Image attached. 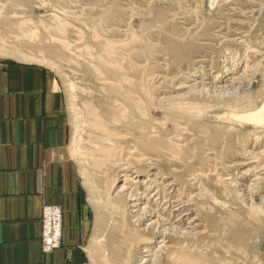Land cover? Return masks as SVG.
Returning <instances> with one entry per match:
<instances>
[{"label": "rangeland", "instance_id": "374dc122", "mask_svg": "<svg viewBox=\"0 0 264 264\" xmlns=\"http://www.w3.org/2000/svg\"><path fill=\"white\" fill-rule=\"evenodd\" d=\"M0 27V45L10 53L0 62L37 63L26 56L59 68L37 64L56 78L68 133L62 159L81 181L82 264H139L144 257L147 264H264V124L240 119L264 106V0H0ZM108 43L111 58L103 51ZM98 54L118 59L114 70L142 86L137 95L149 126L168 123L162 146L181 145L163 156L159 167L168 174L157 179L166 187L180 179L169 196L190 204L179 211L149 210L143 200L142 211L129 207L117 220L105 193L119 191L122 171L104 178L90 160L78 164L69 155L72 95L78 107L89 94L95 98L89 65ZM68 82L76 84L72 93ZM196 173L200 183H190ZM149 175L132 186L144 190Z\"/></svg>", "mask_w": 264, "mask_h": 264}, {"label": "crops", "instance_id": "0c3cea01", "mask_svg": "<svg viewBox=\"0 0 264 264\" xmlns=\"http://www.w3.org/2000/svg\"><path fill=\"white\" fill-rule=\"evenodd\" d=\"M67 138L56 78L37 64L0 62V264H82L86 217L78 173L62 159ZM45 205L63 210L52 252L42 249Z\"/></svg>", "mask_w": 264, "mask_h": 264}, {"label": "bare ground", "instance_id": "6f19581e", "mask_svg": "<svg viewBox=\"0 0 264 264\" xmlns=\"http://www.w3.org/2000/svg\"><path fill=\"white\" fill-rule=\"evenodd\" d=\"M111 46L112 44L108 43L105 50H103L104 53L106 52L107 57L110 58L113 57L115 52L111 51V49H114ZM6 49L7 48H4V46L0 45V56L6 57L8 55L9 52H5ZM118 52L121 53L122 51ZM100 55L101 56H99V54L95 56L98 62H96L97 60L93 61L92 63L90 62L91 64L88 62L90 64L89 68H91L95 73V80L93 82V86L96 89L95 98L93 97L94 95L91 92H88L92 95H86L87 99L85 97L83 105H80V107H78L75 103L77 94L74 96L72 95V102H74L73 107L76 113V125L75 131L71 135L69 155L78 164H83L90 160L91 163L96 166L97 170L99 169L102 171V175H104V178L112 170L117 169V171H122L121 177H125V179L119 191L115 195H113V192L110 193L109 187L107 186V193H105L107 200L110 201L108 202V211L110 214H116L117 220H120V218L118 217L121 216V211L125 210L126 212H130L128 211L129 207L133 208V212L136 213L142 211V208L140 206L143 200H146L145 206H147L148 209L152 208L151 205L157 204L165 208L166 206H169L173 211H179L181 209V205L186 206L190 204V202H188L187 200L186 202L181 199L174 200V198H170L169 196L172 192H174L175 185H177L176 182L180 179H172L174 182L170 180V183L168 184L165 181L167 187L164 186L163 183H158L157 179L158 176H160L159 174H168V168L163 169L162 167H159V164H163V160H161L163 159V156L168 154L171 156L172 153V155L175 156V150H177L176 147H181V145L174 146L170 143L171 145H168L169 147L162 146V142H164L162 137L165 135L164 132L167 131L168 123L160 122L162 124L156 125V122L149 126L146 119V115L149 113L146 107L143 105L140 96L137 95H141L139 90H141L142 86L138 85L137 83L129 82L130 79L127 75H125L126 73H123V69L122 73L118 70H114L115 67L113 68V65L119 64L118 59L117 62H109L108 60L110 59L107 60L102 54ZM22 58L25 60L36 61V64H41L53 70L59 69L56 63L51 60L42 58H29L26 56H22ZM120 65L118 67H120ZM117 75L119 77L118 79L116 78ZM67 88L71 93L77 89L74 82H70L67 85ZM240 119L250 121L256 120L257 122L264 124V106H262L255 113H246L245 116H240ZM156 168L158 172H156ZM132 169L135 170L134 172L136 173V175L133 177H131ZM146 172L150 174L149 176L151 178L148 180V182H143L144 184H147L146 188L142 190L138 189V187L135 188L136 186L133 187L132 184L137 182V180L134 181L133 178H138L142 173L144 174ZM200 175L201 174L198 175L196 173L189 176V182L199 184L200 179L198 178V176ZM117 176L118 174H115V177ZM111 181L110 183H112ZM115 181L116 179L114 180V182ZM107 182H109V180ZM127 185H129V187ZM117 197L124 198L125 202H123V204L121 205L112 203L111 199H115ZM147 212L148 210H146V213ZM115 224H120V221H116ZM160 243L162 244V241ZM144 252L147 253V257H150L154 254V249L152 248V246H147L144 248ZM149 261L150 260L145 257L142 259L140 258L139 264H147ZM224 264L228 263L225 262Z\"/></svg>", "mask_w": 264, "mask_h": 264}, {"label": "built area", "instance_id": "2783aa9c", "mask_svg": "<svg viewBox=\"0 0 264 264\" xmlns=\"http://www.w3.org/2000/svg\"><path fill=\"white\" fill-rule=\"evenodd\" d=\"M41 242L44 252H52L62 245L63 210L60 205H45L42 211Z\"/></svg>", "mask_w": 264, "mask_h": 264}]
</instances>
